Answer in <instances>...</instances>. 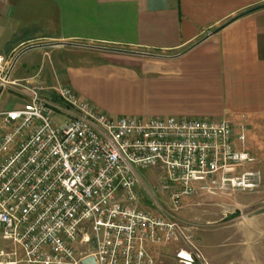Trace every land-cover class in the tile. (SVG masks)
Instances as JSON below:
<instances>
[{
    "label": "built area",
    "instance_id": "1",
    "mask_svg": "<svg viewBox=\"0 0 264 264\" xmlns=\"http://www.w3.org/2000/svg\"><path fill=\"white\" fill-rule=\"evenodd\" d=\"M0 54V88L26 89L0 110V264H158L152 246L179 245L199 257L195 224L139 207L138 169L161 167L172 210L198 189L251 192L260 173L244 126L225 120L112 117L67 85L11 80ZM92 244L82 254L79 246ZM196 253V254H195ZM194 256V257H193Z\"/></svg>",
    "mask_w": 264,
    "mask_h": 264
},
{
    "label": "crops",
    "instance_id": "2",
    "mask_svg": "<svg viewBox=\"0 0 264 264\" xmlns=\"http://www.w3.org/2000/svg\"><path fill=\"white\" fill-rule=\"evenodd\" d=\"M262 4L0 0V54L15 59L11 80L67 85L112 117H184L244 126L249 152L262 160L264 7L232 20ZM31 45L36 47L20 52ZM25 94L19 86L1 89L0 98L17 102L0 110L20 107Z\"/></svg>",
    "mask_w": 264,
    "mask_h": 264
},
{
    "label": "rangeland",
    "instance_id": "3",
    "mask_svg": "<svg viewBox=\"0 0 264 264\" xmlns=\"http://www.w3.org/2000/svg\"><path fill=\"white\" fill-rule=\"evenodd\" d=\"M2 100L0 98V106L3 104L4 108H10L17 102L11 96ZM249 148L253 150L251 145ZM258 150L264 152L261 148ZM259 158L256 157L250 165L260 173L258 186L253 191L228 194L218 189H198L192 195L182 196L176 210L171 207L167 185L172 186L166 180L164 169H138L137 204L194 223V244L208 264H264V157L262 160ZM79 249L82 254L93 251L92 244L87 241ZM179 249L188 250V247L183 243L151 247L158 264H187L176 257ZM199 259L195 256L192 264H201Z\"/></svg>",
    "mask_w": 264,
    "mask_h": 264
},
{
    "label": "water",
    "instance_id": "4",
    "mask_svg": "<svg viewBox=\"0 0 264 264\" xmlns=\"http://www.w3.org/2000/svg\"><path fill=\"white\" fill-rule=\"evenodd\" d=\"M36 47L35 45L27 46L23 48L20 52H24L26 50L32 49ZM1 91V88H0ZM80 264H96L95 258L92 255L86 256L80 261Z\"/></svg>",
    "mask_w": 264,
    "mask_h": 264
},
{
    "label": "trees",
    "instance_id": "5",
    "mask_svg": "<svg viewBox=\"0 0 264 264\" xmlns=\"http://www.w3.org/2000/svg\"><path fill=\"white\" fill-rule=\"evenodd\" d=\"M262 7H264V4H262V5H257V6H254V7H252V8H249V9H247V10H245V11H243V12L237 14L234 18H232V20L235 19V18H237V17L243 16V15H245V14H247V13H250V12H252V11H254V10L260 9V8H262ZM217 29H218V28H217Z\"/></svg>",
    "mask_w": 264,
    "mask_h": 264
}]
</instances>
